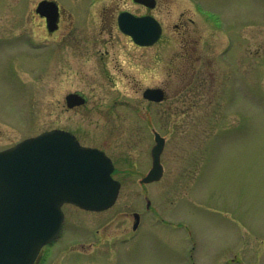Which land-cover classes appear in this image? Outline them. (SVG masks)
<instances>
[{
    "label": "rangeland",
    "instance_id": "374dc122",
    "mask_svg": "<svg viewBox=\"0 0 264 264\" xmlns=\"http://www.w3.org/2000/svg\"><path fill=\"white\" fill-rule=\"evenodd\" d=\"M39 1L0 0V150L67 131L111 159L121 187L103 212L64 205L36 264H264V0H204L230 29L197 9L202 0H159L163 35L146 48L101 24L120 0L90 10L55 0V33L36 16ZM129 3L114 21L125 8L146 13ZM155 88L164 100L143 99ZM70 93L85 102L67 107ZM156 133L163 174L145 184Z\"/></svg>",
    "mask_w": 264,
    "mask_h": 264
},
{
    "label": "water",
    "instance_id": "95a60500",
    "mask_svg": "<svg viewBox=\"0 0 264 264\" xmlns=\"http://www.w3.org/2000/svg\"><path fill=\"white\" fill-rule=\"evenodd\" d=\"M56 9L51 2H41L36 8L46 18L49 32L56 29ZM119 22L121 31L139 46L152 45L161 32L152 18H120ZM142 96L154 102L164 100L161 89H146ZM65 100L68 107L84 103L77 94H69ZM155 142L152 168L144 183L162 175L159 156L164 141L155 134ZM113 170L103 152L79 146L74 136L60 130L1 151L0 264H33L40 249L58 234L64 203L91 211L109 208L119 189L111 178ZM134 218L133 229L138 224L137 215Z\"/></svg>",
    "mask_w": 264,
    "mask_h": 264
},
{
    "label": "flooded vegetation",
    "instance_id": "af4514ba",
    "mask_svg": "<svg viewBox=\"0 0 264 264\" xmlns=\"http://www.w3.org/2000/svg\"><path fill=\"white\" fill-rule=\"evenodd\" d=\"M49 1H55V0H49ZM126 1V0H125ZM124 0H120V2L121 3H112L111 5H108L107 7H103L102 8V11H101V14H100V17H99V20H100V22H101V24H103V25H107V24H112L111 22H114V24L116 25V29H117V31L118 32H120V34L122 35V36H124L125 38H127L128 40H130V42L132 43V41H131V38L129 37V36H127V35H125V34H123V33H121V31L119 30V27H118V17H119V15L120 14H122V13H127V14H130V15H132V16H134V17H145V16H151V17H153L154 19H156L158 22H159V24H160V26H161V30H162V32H161V36H160V38H159V40L155 43V44H157L160 40H161V37H162V35H163V31H164V28H163V25L161 24V22H160V20H159V18L157 17V15L155 14V11H156V9H157V7L159 6V3L161 2V1H159V0H148V5H151V4H153L154 6L153 7H149L148 5H145V4H143V3H139V2H137V0H128V2H130L133 6H135V7H139V8H141V9H143L144 11H146V13H142V14H140V15H138V14H136L133 10H131L130 8H125V9H122V10H119L118 12H117V14H116V16H115V21H114V19H113V13L115 12V10H116V8H119V6H120V4H122L123 2H125ZM130 3H129V6H130ZM165 4L167 3V1H165L164 2ZM203 3V4H202ZM56 4H57V6H58V15H57V27H56V30L54 31V32H52V33H55V32H57L59 29H60V23H61V21H62V15L64 14V9L62 8V6L56 1ZM96 4V1L95 0H88L87 1V4L85 5V10L87 9V8H89V10L91 9V7H94V5ZM114 4V5H113ZM128 6V7H129ZM203 6H204V8H205V11L207 12L206 14H209V17L212 19V20H214L216 23L218 22V26H219V28L220 27H223L224 25H225V28H227L228 27V22H226L225 20H226V18H225V16H224V19L222 20V19H220V14H218L217 12H218V8L217 7H213V6H211L210 8L209 7H207L206 6V4H205V1L204 0H202V2H199V4H198V6H197V9H199V10H201V9H204L203 8ZM168 13V12H167ZM222 15V14H221ZM36 16H38V18L44 23V25H45V28H46V20H45V18L44 17H41V16H39V15H37L36 14ZM68 16V15H67ZM179 22V24H174L175 25V29L177 30V31H179L180 33H178L179 34V36L181 37V38H183L184 40H186V41H188V38H189V36H190V34H188V33H186V23H183V22H181L180 20L178 21ZM245 24H247V23H245ZM243 26H245V25H243ZM243 26H242V28H243ZM229 28V27H228ZM230 29V28H229ZM46 31H47V29H46ZM231 32V31H230ZM238 35V34H237ZM239 38V35L235 38V39H238ZM190 39V38H189ZM229 39H230V41H231V44H232V41L234 42V40L235 39H233V37H232V33L229 35ZM229 41V42H230ZM228 42V43H229ZM133 44V43H132ZM154 44V45H155ZM231 44H230V46H231ZM136 46V45H135ZM136 47H138V46H136ZM140 218V217H139ZM231 262V263H230ZM233 263V258L232 259H230V260H228V262L226 261V263L225 264H232Z\"/></svg>",
    "mask_w": 264,
    "mask_h": 264
},
{
    "label": "bare ground",
    "instance_id": "6f19581e",
    "mask_svg": "<svg viewBox=\"0 0 264 264\" xmlns=\"http://www.w3.org/2000/svg\"><path fill=\"white\" fill-rule=\"evenodd\" d=\"M113 173H114V172H113ZM113 173H112V174H113Z\"/></svg>",
    "mask_w": 264,
    "mask_h": 264
}]
</instances>
